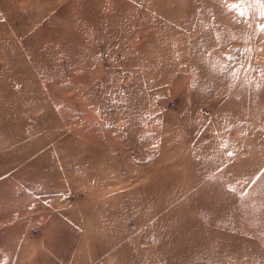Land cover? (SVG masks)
<instances>
[{
  "label": "rangeland",
  "instance_id": "1",
  "mask_svg": "<svg viewBox=\"0 0 264 264\" xmlns=\"http://www.w3.org/2000/svg\"><path fill=\"white\" fill-rule=\"evenodd\" d=\"M47 252L264 264V0H0V264Z\"/></svg>",
  "mask_w": 264,
  "mask_h": 264
},
{
  "label": "crops",
  "instance_id": "2",
  "mask_svg": "<svg viewBox=\"0 0 264 264\" xmlns=\"http://www.w3.org/2000/svg\"><path fill=\"white\" fill-rule=\"evenodd\" d=\"M47 254H48V256L46 258L43 256L45 259L42 260V264H66L63 259L62 260H59V259L54 260V258L49 257V253L48 252H47ZM76 260L78 262L80 259H78V258L75 259L74 258L69 264L76 263Z\"/></svg>",
  "mask_w": 264,
  "mask_h": 264
}]
</instances>
